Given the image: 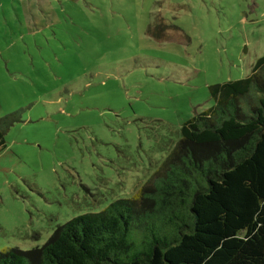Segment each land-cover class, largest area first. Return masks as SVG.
<instances>
[{"label": "rangeland", "instance_id": "1", "mask_svg": "<svg viewBox=\"0 0 264 264\" xmlns=\"http://www.w3.org/2000/svg\"><path fill=\"white\" fill-rule=\"evenodd\" d=\"M262 56L264 0H0V250L131 199Z\"/></svg>", "mask_w": 264, "mask_h": 264}, {"label": "trees", "instance_id": "2", "mask_svg": "<svg viewBox=\"0 0 264 264\" xmlns=\"http://www.w3.org/2000/svg\"><path fill=\"white\" fill-rule=\"evenodd\" d=\"M209 92L131 199L71 218L41 246L0 250V264H264V56ZM18 114L0 118V145Z\"/></svg>", "mask_w": 264, "mask_h": 264}]
</instances>
